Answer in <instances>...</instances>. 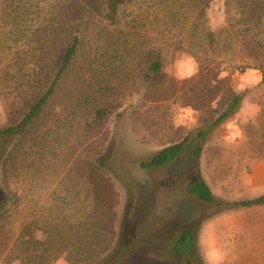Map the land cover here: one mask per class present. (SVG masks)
I'll use <instances>...</instances> for the list:
<instances>
[{
    "label": "rangeland",
    "instance_id": "374dc122",
    "mask_svg": "<svg viewBox=\"0 0 264 264\" xmlns=\"http://www.w3.org/2000/svg\"><path fill=\"white\" fill-rule=\"evenodd\" d=\"M149 1L124 6L117 27H88L40 117L23 136L2 141L0 210L8 212L0 223V264L20 230L34 224L47 257L38 264H77L82 248H108L89 264H264V205L235 206L264 195L263 74L236 69L264 66V0L248 3L246 20L236 15L234 29L243 32L236 46L219 34L224 1L215 0L207 10L221 42L214 48L192 0ZM68 6L35 0L18 22L9 3L0 7V132L51 87L70 34ZM157 44L169 63L158 91L142 98L136 77ZM223 59L220 74L198 63ZM224 85L247 93L234 116L196 142L202 155L144 168L162 148L197 136L216 116L207 106ZM200 179L213 203L191 194ZM190 231L193 248L179 256L174 245Z\"/></svg>",
    "mask_w": 264,
    "mask_h": 264
},
{
    "label": "trees",
    "instance_id": "16d2710c",
    "mask_svg": "<svg viewBox=\"0 0 264 264\" xmlns=\"http://www.w3.org/2000/svg\"><path fill=\"white\" fill-rule=\"evenodd\" d=\"M64 1V2H63ZM166 0H150L149 5L151 7L162 6ZM215 0H192L194 5H196L195 18L198 22L197 25L202 26L204 33L207 34L209 44L211 47H216L221 45L217 40V32L213 30L212 25L210 24L211 20L208 15L207 10L210 8L211 4ZM224 1V26L219 30L220 35H226V40L229 43H234L238 45L239 38L242 37V30L234 29V21L237 19L236 15H239L240 20H246L244 18L247 15V6L251 0H223ZM35 0H0V7L8 4L12 10L9 15L13 17L14 22L21 21L25 16H29L30 8L33 6ZM57 3L59 1H56ZM69 2V8L74 7L72 14L68 15L73 17L71 20L70 34L68 38V43L62 51V56L59 59V68L55 79L49 88V90L42 96L35 104H33L28 113L24 118L18 123L9 126L6 130L0 132V164L4 159V154L2 153V141L9 137H14L18 135L23 136L25 132L35 121L40 117L42 111L45 109L49 99L52 97L56 90V86L60 79L65 75L66 71L71 67L75 58L79 55L82 45L84 43V37L86 35V30L88 27H92L94 30L97 28L99 22L106 23L111 27H117L119 22V15L121 9L134 2V0H62V4H67ZM61 3V2H59ZM234 5H236V11L233 10ZM166 14L163 18L169 17V10L164 9ZM177 15V14H176ZM143 19V18H141ZM135 20H138L135 18ZM157 20V18H156ZM159 21V20H158ZM177 23H174V26H177ZM167 32L171 30L166 29ZM163 46V45H162ZM160 45L154 46V48L147 54L146 61L141 63L140 69L137 74L138 86L137 95L142 96V98L147 97L152 92H157L161 86L162 76L165 73V69L169 63L168 54H166V49L164 46ZM170 46V45H168ZM226 60H199V66L202 67L205 65L206 69L212 67L213 70L220 74L225 69L222 68V65L225 64ZM210 63V64H207ZM208 65V66H207ZM236 69L241 73H246L249 69H258L263 74V80L259 87L264 85V66H255L252 68L250 65H237ZM247 91L241 92L234 90L229 85L221 86L214 98H210L209 106L207 112L216 115L212 117L211 120L206 121L201 128L198 129V134L196 137H191V134H188L185 139L175 144H171L165 148H162L154 154L151 160L148 163L142 164L144 168L151 167H161L166 166L174 161H176L181 156L185 155L188 152H192L194 158L198 159L202 153L203 148L198 147L196 150H193L196 142L204 143L209 135L222 126L228 119L234 116L241 108L242 102L246 96ZM212 94V92H211ZM156 103L158 100L155 98L151 100ZM21 136V137H22ZM101 163L95 160L96 163ZM190 192L198 200L205 203H213L214 195L208 186V184L200 179L196 181ZM5 205V204H4ZM264 205V195L256 197L254 199H249L245 201L236 202V207H254ZM3 208H6L4 206ZM0 210V223L2 219L5 218L8 210H5L3 213ZM2 229V227L0 228ZM24 229V230H23ZM36 225H31V227H25L20 230L15 242L12 246L9 247L6 256V264H38L40 261L46 260L47 257L43 252H40L39 246L43 245L40 240L37 239ZM195 235L193 231H190L186 234H183L174 245V252L179 256H188L193 248ZM99 244V242H96ZM108 250L100 248L98 251L87 250L85 248L79 249L76 253L77 264H89L91 261L98 260L101 258L105 252ZM47 252V251H46ZM69 252L67 250L63 251L61 254L66 255ZM70 254V253H69ZM46 257V258H45ZM55 259V258H54Z\"/></svg>",
    "mask_w": 264,
    "mask_h": 264
}]
</instances>
